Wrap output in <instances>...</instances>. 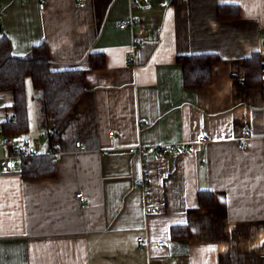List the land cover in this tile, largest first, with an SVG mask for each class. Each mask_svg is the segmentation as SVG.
I'll return each mask as SVG.
<instances>
[{
	"label": "crops",
	"instance_id": "0c3cea01",
	"mask_svg": "<svg viewBox=\"0 0 264 264\" xmlns=\"http://www.w3.org/2000/svg\"><path fill=\"white\" fill-rule=\"evenodd\" d=\"M232 4L240 16L219 19ZM0 25L14 55L44 43L51 68L86 85L55 134L53 176L0 162V264H264V92L244 87L246 60L264 63V0H0ZM205 54L219 57L212 83L187 89L178 58ZM13 102L0 91L1 137ZM39 110L28 134L45 145ZM180 143L192 153L128 152Z\"/></svg>",
	"mask_w": 264,
	"mask_h": 264
},
{
	"label": "trees",
	"instance_id": "16d2710c",
	"mask_svg": "<svg viewBox=\"0 0 264 264\" xmlns=\"http://www.w3.org/2000/svg\"><path fill=\"white\" fill-rule=\"evenodd\" d=\"M219 19L233 20L240 16L237 5L219 6ZM92 67L103 68L106 59L103 54H92ZM219 57L213 54L180 56L178 62L183 67L184 85L187 89H203L212 83L213 63ZM245 88L256 87L264 92L262 75L264 63L259 54L246 60ZM84 71H55L50 66L47 45H36L26 56H16L12 52L10 40L5 33H0V91L10 90L14 94L15 113L1 126L4 136L19 137L30 131V102L27 85L31 82L35 91L34 99L40 103L41 116L45 128L53 126L58 130L69 116L74 106L86 92ZM53 142L56 143L55 137ZM56 160L49 156H39L30 166L22 169L27 178L50 177L55 172ZM201 205L211 208L214 205L212 193H200ZM206 195L209 200L205 201ZM180 227L174 228V233Z\"/></svg>",
	"mask_w": 264,
	"mask_h": 264
},
{
	"label": "built area",
	"instance_id": "2783aa9c",
	"mask_svg": "<svg viewBox=\"0 0 264 264\" xmlns=\"http://www.w3.org/2000/svg\"><path fill=\"white\" fill-rule=\"evenodd\" d=\"M80 5L84 7L85 0H80ZM133 6L136 7L137 3L133 2ZM41 9L45 8V3H41ZM131 20H123L118 24V27L121 29H127L131 27ZM135 43L139 45H145V40H141L140 38L135 39ZM135 55L130 56V64H134ZM57 130L54 129L53 126L47 127L43 133V137L45 138V145L41 144L38 140L34 139L30 134H24L20 140H18L14 136H0V144L3 146L5 150V155L0 158V162L5 164L7 170H10L11 167L15 169L22 170L25 166H28L33 158H38V156H49L54 158L55 160L60 159L62 154L61 148L58 144L53 142ZM245 141L241 145V149L245 150L247 148V142L250 138V129H245ZM115 131H111V134H115ZM205 138H202L204 141ZM77 143V147L80 149H84L85 145L80 140ZM192 147L187 144H166V145H158L147 147L143 144H138V146H133L128 149V152L132 155H139L141 158L146 161L152 155L163 154L165 156L175 153L178 155L181 154H190L192 153ZM145 183L147 182V177L144 178ZM146 188L149 189V186L146 184ZM77 197L83 202L87 201L86 196L82 194H78ZM139 242L145 241L143 237L138 239ZM159 246H164L165 242L156 243Z\"/></svg>",
	"mask_w": 264,
	"mask_h": 264
},
{
	"label": "rangeland",
	"instance_id": "374dc122",
	"mask_svg": "<svg viewBox=\"0 0 264 264\" xmlns=\"http://www.w3.org/2000/svg\"><path fill=\"white\" fill-rule=\"evenodd\" d=\"M28 84H29L28 85V88H29L28 94H29V102H30V115L35 116L36 111H38L40 109L39 111L41 112V107H40V103L34 99L35 91H34L33 87L31 86V83L29 82ZM36 105H38V108L35 107Z\"/></svg>",
	"mask_w": 264,
	"mask_h": 264
},
{
	"label": "water",
	"instance_id": "95a60500",
	"mask_svg": "<svg viewBox=\"0 0 264 264\" xmlns=\"http://www.w3.org/2000/svg\"><path fill=\"white\" fill-rule=\"evenodd\" d=\"M2 31H1V25H0V33H1ZM0 136H1V134H0Z\"/></svg>",
	"mask_w": 264,
	"mask_h": 264
}]
</instances>
